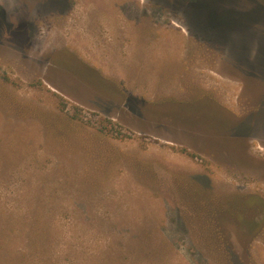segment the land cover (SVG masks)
Returning <instances> with one entry per match:
<instances>
[{
  "label": "rangeland",
  "instance_id": "1",
  "mask_svg": "<svg viewBox=\"0 0 264 264\" xmlns=\"http://www.w3.org/2000/svg\"><path fill=\"white\" fill-rule=\"evenodd\" d=\"M42 264H264V0H0V214Z\"/></svg>",
  "mask_w": 264,
  "mask_h": 264
},
{
  "label": "trees",
  "instance_id": "2",
  "mask_svg": "<svg viewBox=\"0 0 264 264\" xmlns=\"http://www.w3.org/2000/svg\"><path fill=\"white\" fill-rule=\"evenodd\" d=\"M5 212L0 214V264H34L30 261V255L21 250L18 255L17 251L11 248L10 243L14 237V222ZM37 264H42L38 260Z\"/></svg>",
  "mask_w": 264,
  "mask_h": 264
}]
</instances>
